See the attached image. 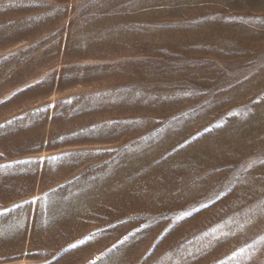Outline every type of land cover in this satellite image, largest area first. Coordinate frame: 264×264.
<instances>
[{
	"label": "rangeland",
	"instance_id": "obj_1",
	"mask_svg": "<svg viewBox=\"0 0 264 264\" xmlns=\"http://www.w3.org/2000/svg\"><path fill=\"white\" fill-rule=\"evenodd\" d=\"M0 264H264V0H0Z\"/></svg>",
	"mask_w": 264,
	"mask_h": 264
}]
</instances>
